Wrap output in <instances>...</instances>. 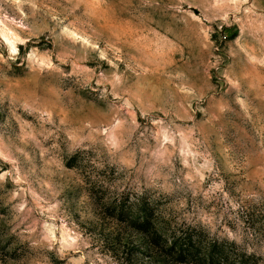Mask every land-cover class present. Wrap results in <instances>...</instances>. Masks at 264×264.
Here are the masks:
<instances>
[{
	"label": "rangeland",
	"instance_id": "obj_1",
	"mask_svg": "<svg viewBox=\"0 0 264 264\" xmlns=\"http://www.w3.org/2000/svg\"><path fill=\"white\" fill-rule=\"evenodd\" d=\"M220 251L264 264V0H0V264Z\"/></svg>",
	"mask_w": 264,
	"mask_h": 264
},
{
	"label": "trees",
	"instance_id": "obj_2",
	"mask_svg": "<svg viewBox=\"0 0 264 264\" xmlns=\"http://www.w3.org/2000/svg\"><path fill=\"white\" fill-rule=\"evenodd\" d=\"M182 254V251L180 252ZM192 254V256L196 259H198L200 262L205 263L206 261H208V264H231L229 263V257L228 254H225L224 252L220 251L219 253H217V257L211 252L206 254H199L198 252H190ZM181 258V257H180ZM232 264H255L253 262H250V260L248 258H242L240 259L239 262L236 263H232Z\"/></svg>",
	"mask_w": 264,
	"mask_h": 264
}]
</instances>
